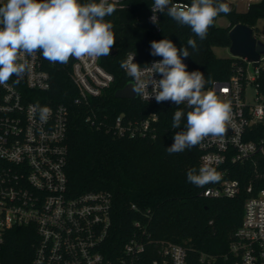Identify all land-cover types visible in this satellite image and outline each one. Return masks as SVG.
<instances>
[{
	"label": "trees",
	"instance_id": "16d2710c",
	"mask_svg": "<svg viewBox=\"0 0 264 264\" xmlns=\"http://www.w3.org/2000/svg\"><path fill=\"white\" fill-rule=\"evenodd\" d=\"M184 1L190 3V0ZM150 3L151 0H128L127 7L117 8L112 16L106 17L114 25L116 42L110 56L100 57L99 63L114 79L101 96L89 100L96 112L95 124L85 120L87 106L75 101L77 90L69 75V65L55 63L49 67L50 86L40 92V103H62L69 112L66 173L70 194L110 193L112 223L105 247L108 257L112 259L115 250H121L137 232L144 241L152 240L141 264H152L154 259L163 264L157 253L161 241L182 244L186 249V264H233L230 243L241 224L245 199L264 187V159L255 164L233 166L232 175L240 182L235 196H204L199 187L187 181V172L199 169L198 145L171 155L166 151L174 142V134L186 123L185 118L181 128H171L177 106L170 102L149 103L114 96L115 90L130 79L121 68L128 52L136 54L139 64L154 57L150 54V42L155 36L146 20ZM221 16L227 18L226 25L216 24ZM261 17H264V0L250 2L244 12L232 7L230 14L215 18L207 38L200 40L189 27L177 24L162 13L157 41L167 38L180 48L188 47L189 38L195 39L198 49L188 47L190 55L182 59L211 82L225 80L232 72L233 63L242 60L217 57L212 47L228 46V31L236 23L251 26L257 33L254 25ZM256 81L264 94V70ZM179 108L185 113L190 110L183 104ZM152 113L157 115L154 137L118 136L112 128L120 114L125 119H142ZM35 239L33 230L26 227L8 230L0 248L2 264H30Z\"/></svg>",
	"mask_w": 264,
	"mask_h": 264
},
{
	"label": "built area",
	"instance_id": "2783aa9c",
	"mask_svg": "<svg viewBox=\"0 0 264 264\" xmlns=\"http://www.w3.org/2000/svg\"><path fill=\"white\" fill-rule=\"evenodd\" d=\"M127 1L111 0L117 8L127 7ZM153 2L151 0L146 20L154 32L153 40L157 41L162 13H156L158 23L150 20ZM254 36L264 42V37L257 33ZM131 57L137 63L134 52H128L124 61ZM24 59L30 67L20 82L14 83L16 78L13 77L7 87L0 86V248L8 230L26 227L36 236L30 264H141L152 240L144 241L137 232L121 250H115L112 259L107 255L105 247L112 223L109 192L70 194L66 173L69 112L62 103H40V92L50 86L49 67L55 63L45 60L39 52ZM161 59L154 56L140 65H151ZM241 60L233 63L227 79L213 80L205 89L213 90L229 102L232 109L226 136L223 139L208 137L198 145L199 167L207 163L222 177L219 183L199 187L207 197L235 196L240 182L232 175L233 166L255 164L264 159V94L256 81L264 70V54L256 66L251 61ZM183 62L187 71H194L186 60ZM66 65L77 90L75 101L87 106L85 120L95 124L96 112L89 100L101 96L114 77L101 66L99 58H70ZM248 66L252 68L251 74ZM153 78L161 77L154 75ZM250 86L255 91L253 103L247 101ZM148 91L150 94L151 85ZM135 99L157 103L154 97L147 100L137 95ZM37 103L51 109L46 121L32 112L30 106ZM156 122L154 113L142 119H125L120 114L112 128L118 136L154 137ZM247 189L250 191L251 185ZM243 210L241 224L230 243L233 264H264V187L245 199ZM135 226L139 227V223L135 222ZM157 253L163 264H186V249L182 244L161 241ZM152 264H158V260L154 259Z\"/></svg>",
	"mask_w": 264,
	"mask_h": 264
},
{
	"label": "clouds",
	"instance_id": "9594fccd",
	"mask_svg": "<svg viewBox=\"0 0 264 264\" xmlns=\"http://www.w3.org/2000/svg\"><path fill=\"white\" fill-rule=\"evenodd\" d=\"M117 10L111 0H3L0 3V86L7 87L29 71L25 56L39 52L50 63L67 64L70 58H100L110 56L115 45L114 25L106 20ZM150 20L158 23L156 13L166 14L181 26H187L200 40L207 38L209 28L220 14H230L231 8L223 0H190L179 3L174 0H154ZM188 47L198 49L197 41L189 38ZM188 47L178 48L172 40L164 38L150 42V54L162 57L143 67L134 57L121 63V68L131 77V91L147 100L154 97L157 103L171 101L177 106L172 118L174 142L168 154L184 152L208 137L223 139L231 122V105L213 90H205L211 83L205 75L187 71L182 58L190 53ZM154 75L161 78L155 79ZM151 93L149 94V86ZM186 105V113L180 105ZM41 121L51 114L48 106L37 103L30 106ZM222 177L216 168L202 164L199 169L187 172V181L196 187L219 183Z\"/></svg>",
	"mask_w": 264,
	"mask_h": 264
},
{
	"label": "water",
	"instance_id": "95a60500",
	"mask_svg": "<svg viewBox=\"0 0 264 264\" xmlns=\"http://www.w3.org/2000/svg\"><path fill=\"white\" fill-rule=\"evenodd\" d=\"M223 2L228 3L230 8L233 7V3L229 0H223ZM228 36L230 40L228 49L231 56L251 61L256 66L258 59L264 54V42L254 36L253 27L236 23L229 29ZM131 82L129 80L122 88L116 89L114 96L135 99L137 94L131 91Z\"/></svg>",
	"mask_w": 264,
	"mask_h": 264
},
{
	"label": "rangeland",
	"instance_id": "374dc122",
	"mask_svg": "<svg viewBox=\"0 0 264 264\" xmlns=\"http://www.w3.org/2000/svg\"><path fill=\"white\" fill-rule=\"evenodd\" d=\"M231 3H233V7L236 9L238 12H244L247 9V6L249 5L250 1L249 0H229ZM257 22L255 23L254 27L257 28V34H259L261 37H264V17L258 18L256 20ZM216 24L218 25H226L227 24V18L224 16L219 17L216 20ZM214 54H216L217 57H232L228 46H213L212 47ZM248 72L251 74L252 68L248 66ZM254 97H255V91L253 87H248L247 89V101L250 103L254 102Z\"/></svg>",
	"mask_w": 264,
	"mask_h": 264
}]
</instances>
